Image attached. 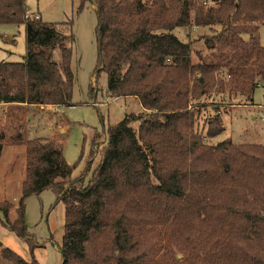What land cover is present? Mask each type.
Returning <instances> with one entry per match:
<instances>
[{"label": "trees", "instance_id": "16d2710c", "mask_svg": "<svg viewBox=\"0 0 264 264\" xmlns=\"http://www.w3.org/2000/svg\"><path fill=\"white\" fill-rule=\"evenodd\" d=\"M87 1L107 95L134 97L142 110L109 126L97 163L89 152L73 179L61 142L26 139L21 198L8 228L32 245L24 200L50 188L64 206L61 264H264V145L205 143L203 135L223 130L216 114L198 130L205 95L251 99L264 86V0ZM26 10L25 0H0V23L23 24L25 39L22 61L0 62V104H69L74 35L57 28L64 22L25 18ZM191 26L211 29L204 39L217 49L211 60L191 63L190 42L172 33ZM10 207L0 202L4 213ZM0 259L35 264L8 248Z\"/></svg>", "mask_w": 264, "mask_h": 264}, {"label": "rangeland", "instance_id": "374dc122", "mask_svg": "<svg viewBox=\"0 0 264 264\" xmlns=\"http://www.w3.org/2000/svg\"><path fill=\"white\" fill-rule=\"evenodd\" d=\"M25 4L27 10L38 13L42 21L64 22L57 28L67 34L73 33L75 40L72 44L71 62L74 84L71 102L66 105L0 104V202L7 201L11 204L7 213L0 209V251L8 248L28 263L61 264L59 246L63 235L64 206L61 202H56L53 189L32 193L24 200V217L34 242L32 245L8 228V222L15 219V207L21 198L25 152L23 142L37 137L57 139L62 143L66 162L73 166V179L83 171L89 152L92 153L90 158L93 165L97 163L109 126L118 123L127 114L140 112L142 108L134 97L107 95L106 73L95 69L97 16L89 1L25 0ZM258 25L259 42L264 46V24ZM187 31L185 33L183 29L174 28L172 33L178 39L190 42L191 63L211 60L217 49H209L204 43L205 36L212 35L211 29L191 26ZM247 38L245 35L244 39ZM24 52V25L0 23V62L22 61ZM53 58L59 60L58 50L54 51ZM214 76L223 78L218 75V71L214 72ZM263 101L264 86L257 87L251 99L236 92H231L230 95L228 92L205 95L199 101L208 108L200 119V134L205 128L202 121L207 114L218 115L223 130L211 138L203 135V141L215 145L230 138L235 144L264 145ZM214 107L217 108L216 111L213 110ZM137 124L138 122H132L131 126L135 128ZM95 133H101V136L93 138ZM0 260L5 264H13Z\"/></svg>", "mask_w": 264, "mask_h": 264}, {"label": "built area", "instance_id": "2783aa9c", "mask_svg": "<svg viewBox=\"0 0 264 264\" xmlns=\"http://www.w3.org/2000/svg\"><path fill=\"white\" fill-rule=\"evenodd\" d=\"M24 16L25 18H29V19H38L40 17L38 13H31L28 10L25 11Z\"/></svg>", "mask_w": 264, "mask_h": 264}]
</instances>
